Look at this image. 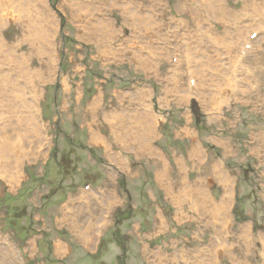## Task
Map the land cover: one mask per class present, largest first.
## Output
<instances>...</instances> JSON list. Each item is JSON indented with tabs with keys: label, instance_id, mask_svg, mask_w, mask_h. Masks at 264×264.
I'll use <instances>...</instances> for the list:
<instances>
[{
	"label": "rangeland",
	"instance_id": "374dc122",
	"mask_svg": "<svg viewBox=\"0 0 264 264\" xmlns=\"http://www.w3.org/2000/svg\"><path fill=\"white\" fill-rule=\"evenodd\" d=\"M154 1L159 0H45L39 7L40 4L35 6L36 0H0V35L12 52L11 58L18 63L12 65L4 51L0 52V62L5 65L6 57L12 65V77L6 78V83L12 82V89L5 83L11 97L4 104L9 107V113L3 114L5 121L0 126V136L6 134L0 141V149L6 148L3 160L0 159V175L4 173L3 176L12 183L0 176V233L4 236L0 239L2 242L7 239L5 249L3 246L0 250L1 264H20L17 255L22 257L21 264H141L145 258L144 248L151 249V255L156 259L154 264H206L211 259L214 262L210 264H229L227 248L235 257L243 259L241 261L255 264L259 256L258 237L264 234V166L255 157L264 153V140L255 142L258 137L264 139V105L256 103L262 99L264 102V48L257 57L264 46V38L255 47L250 45L247 51L250 54L244 63V76L236 95H227L229 87L223 88L224 96L213 99L218 107L221 106L220 110L212 113V109L217 108L216 103L208 102L209 109H201L198 101H188L189 95H183L179 101L181 94L176 90L174 96L170 89L166 90L164 78L154 81L152 72L160 76L163 66L159 68L158 60L153 64L150 62L166 40L165 26L172 25L184 27L183 31L171 35L172 41L176 40L180 47L181 38L190 33L195 37L193 47H199L197 50L203 58L217 61L218 54L225 58L220 52L227 47L231 50L227 53L232 52L234 58L236 49L228 46V37H242L247 27H241L242 23L236 26V32H227V22L235 17L234 4L246 0H226V10L206 4L205 11L200 10L196 29L191 26V11L177 15L183 6L187 8L186 0H165L171 13L157 21L153 15L149 17L154 10ZM255 2L257 6L252 4L253 9L246 8L247 16L253 15L248 24L260 23L264 30V0ZM241 4L236 10L240 16ZM87 5L91 11L81 12L84 16L76 12L87 10ZM193 5L200 8L196 1ZM38 9L40 14L33 21L23 18V15L31 17ZM10 15L19 19L17 23H8ZM128 17L133 22L140 18L136 24L143 23L144 27L132 26L127 22ZM240 20L236 21L243 22ZM100 22L113 24L112 32L95 34ZM6 25L8 29L4 34ZM260 33L258 39L264 37L263 31ZM109 34L114 35L115 40L107 42ZM28 44L29 52L26 51ZM110 47L116 48L117 53L101 57L99 50ZM166 51L169 55L175 52L181 55V49H176L174 44L166 46ZM134 52H140L150 65L145 67L139 61L133 63ZM161 57L163 61L170 56L164 53ZM226 62L233 65L232 59ZM203 63L202 68L201 64L196 66V73H202L205 66V80L210 78L211 84L205 82L201 89H208V94L217 84L213 78L216 73L210 75L211 69L217 70L220 64ZM255 64L259 66L257 71ZM185 71L186 67L182 66L179 71L182 76L175 80L179 82L177 89L187 91L189 76ZM229 71L231 73L232 68ZM2 72L6 74L5 69ZM248 78H257L259 88L249 84ZM225 79L227 76L221 73L219 83L225 84ZM159 89L166 93L159 97ZM148 93L152 110L158 116L157 124L154 121L157 131L155 127L149 130L154 114L139 112L134 119L142 133L135 129L138 140L130 137L131 143L121 145L117 136L121 141L132 134L133 129L127 126L123 135L117 134V124L112 125L110 121L113 112L109 111L134 115L142 108L129 109L125 101L141 102L147 99L144 94ZM94 97H98L94 100L100 105L97 108L93 105L86 116L82 113L83 108H88ZM166 98H171L168 104ZM32 105L40 108L43 116L40 125L44 129L40 131L45 134L44 139L37 132L39 121L33 119L32 127L27 121L31 118ZM107 105L108 111H105ZM260 110L263 112L259 113ZM16 127L28 132L29 136L20 138L21 142L13 148L15 153L11 156L5 144L14 141L12 136L18 137L12 131ZM145 128H148V136ZM108 129L117 136H111ZM5 130L6 133H1ZM32 135H35L33 139H28ZM40 140L47 142L36 147L41 144ZM141 142L146 149H140ZM149 144L151 148H148ZM136 145L139 147L134 155L128 148ZM193 157L199 162L201 158L207 160V166L191 164L189 160ZM116 160L122 161L117 164ZM223 175L229 179L224 180ZM200 187L205 188V198ZM181 189L186 196L177 197ZM228 191L232 193L231 209L226 215V205L220 202ZM189 201L191 204L187 203ZM76 202L77 205L72 206ZM195 210L202 215L198 217ZM69 212L76 216L73 224L81 230L80 238L86 247L93 243V236H96L93 231L97 232L95 229L103 222L105 224L96 236V245L86 249L85 253L78 250L75 233L67 232L72 226L71 219L66 216ZM198 226L204 236L201 239L194 234ZM246 226L251 242L249 252L254 251L252 255L243 250ZM58 241L64 242L68 251L56 256L55 248L59 254L66 249ZM8 243L19 247L18 252L7 246ZM27 244H30L27 247L31 250L29 253L22 248ZM229 245L237 246L236 252ZM221 253L219 260L216 257Z\"/></svg>",
	"mask_w": 264,
	"mask_h": 264
},
{
	"label": "bare ground",
	"instance_id": "6f19581e",
	"mask_svg": "<svg viewBox=\"0 0 264 264\" xmlns=\"http://www.w3.org/2000/svg\"><path fill=\"white\" fill-rule=\"evenodd\" d=\"M24 1V0H23ZM37 2V4L35 5V6H37V5H39L40 4V6L39 7H41V5H43V3H45L44 1L45 0H36ZM203 0H201L200 2H202ZM78 2H82V1H78ZM224 2H226V0H215V3L212 5V4H209L211 7H222V8H224L225 10H226V7H225V3ZM252 4H256L255 6H257V3L255 2V0H248L247 1V3H246V7H251V5ZM209 6V7H210ZM87 7V10H85V9H83V10H79V11H76L77 13L79 12V13H81V12H83V11H88V12H90L91 11V9H90V5H87L86 6ZM254 7V6H253ZM252 7V8H253ZM18 10H20V9H18ZM245 11H247V10H245ZM227 12V11H226ZM40 14V9H38L37 10V12L36 13H33L32 14V16L30 17L29 15H23V18L24 19H26V20H30V21H33L38 15ZM244 17H245V15H244ZM129 19H130V17H128ZM194 18H195V16H194ZM236 20H238L237 19V17H234V19L233 20H228L229 22H236V24L237 25H239V22H237ZM135 21H137L136 19H134V22ZM106 22H109V20H106ZM262 25H263V21H262ZM99 27L97 28V30H95V34H97V33H99V32H101V31H104V32H112V30H113V28H114V25L113 24H111V23H109V24H105V22H100V24L98 25ZM139 26H143L144 27V24L142 23V24H140ZM195 26H196V23H195ZM257 27H259L260 29H261V25H260V23L258 24V25H256ZM250 27H252V26H250ZM237 28V27H236ZM248 28L249 27H247V30H248ZM213 35H215V34H213L212 33V36ZM232 39H235L234 41H239L240 39H241V36L240 35H238L236 38H232ZM131 39H129L127 42H129ZM246 40V39H245ZM4 41H3V38L1 37V35H0V52H3L4 51V53H5V55H6V57H7V59L9 60V62L12 64H16V66H17V62H15V60H14V58H11V57H13V55H12V52H11V50L10 49H8L9 47H7L6 48V45H4ZM194 43V40L193 41H190V43L189 44H187V46H190V51L191 52H195L197 49H199V47L198 46H196V47H193V44ZM11 48V47H10ZM234 49V48H233ZM232 49V50H233ZM219 50V49H218ZM231 50H229V47H227V48H224V51H222V52H220V53H224V55H223V57L224 56H226L227 54H229V53H227V52H230ZM157 50H156V52H155V59H156V61L155 60H153V61H151L150 62V64H153V63H155V62H157V60H158V54H157ZM194 52H193V55H194ZM137 54H138V52H137ZM3 56V55H2ZM189 56H191V54L189 55ZM6 57L4 58V60H5V62H6V64L5 65H3L2 64V61L0 62V110H1V112H0V126H2L3 125V122L5 121V115H3V114H8L9 113V107L8 106H6V105H4L5 104V102L9 99V98H11V97H9L8 95H10L8 92H7V90L5 89V86H7L6 84L8 83L9 85V88L10 89H12V85H10L12 82L11 81H9V82H7L6 83V78H11L12 76H11V66H10V64H9V62H8V60L6 59ZM202 58V59H201ZM3 59V58H2ZM193 62L191 63V64H193V68H191V67H188V69H187V73H188V75H198L196 72H198V69L196 68V65H195V60L196 59H198V60H200V63H201V65H200V67L202 68V65H204V63L203 62H206V61H208L209 63H214L215 65H216V63H218L219 62V64H220V67H223V72H221L219 69H217V71H216V77H213L215 80V82L217 83L215 86L217 87V89H216V91H215V93L214 94H209V97L210 98H212L213 97V95L215 96V98L216 97H222V96H224L223 94H222V90H223V88H227V87H229V91H228V93H229V95H230V90L233 88V86H234V81L237 79V77H238V72H237V74H235V65L232 67V71H231V73H230V71H229V69L231 68V66L229 65V64H227V62L226 61H224V58H222L219 54H218V59H217V61H209V59H205V58H203L202 56H200V55H198V56H195L194 55V57H193ZM134 60H136V61H140V63L141 64H143V65H145V67L146 66H148V65H150L149 63H147L146 61L145 62H142L143 60L142 59H140V58H134ZM203 60V61H202ZM224 62H226V63H224ZM146 63H147V65H146ZM178 64H179V62H178ZM178 64H177V66H178ZM188 65H190V62H188L187 63ZM4 66H6V67H4ZM21 65H19V67H20ZM205 67V66H204ZM4 69H7V71H6V74H5V72H2V71H4ZM26 69V68H25ZM194 69H195V71H194ZM25 71H27V70H25ZM24 71V72H25ZM223 74L224 76H227V79L229 78L230 80H229V84L227 83V79H225V84H220L219 83V75L220 74ZM25 74V73H24ZM175 75H178V76H174V80H175V77H179V72L177 73V74H175ZM20 76H22V72L20 73ZM24 78H26V76L24 77ZM6 83V84H5ZM199 84V86H198V88H200L201 89V82L200 83H198ZM207 87V86H206ZM12 91V90H11ZM10 91V92H11ZM177 92H179L180 94H181V96L179 97V100L182 98V96L183 95H189L190 96V98H189V100L191 99V95L189 94V92H187V91H185V90H183V89H177ZM152 93V92H151ZM4 94V95H3ZM201 94V91H199L198 93H197V95H200ZM144 95H146L147 96V99L145 100V101H149V97H148V95H150L149 93L148 94H144ZM203 96H205V95H203ZM227 96V95H226ZM15 98V97H14ZM18 98H19V96H18ZM21 98V97H20ZM209 98V99H210ZM13 100V99H12ZM142 100V99H141ZM188 100V101H189ZM209 102H212V104H214L215 102L214 101H212L211 99H210V101ZM11 103V102H10ZM15 103V102H14ZM16 103H18L17 101H16ZM98 103H97V100H93V102H92V106L94 107V108H97L98 107V105H97ZM209 104V103H208ZM9 105V104H8ZM11 105V104H10ZM13 105V104H12ZM16 105V104H15ZM24 105H25V103H24ZM34 105V104H33ZM31 106V118H29V120H27L30 124H31V127L35 124V120H33V119H36V121L38 120L39 121V119L37 118V108L36 107H34V106ZM17 106V105H16ZM22 106V105H21ZM18 107V106H17ZM12 108L14 109V107L12 106ZM147 110L146 111H140V112H142V113H145V114H154L153 113V111L151 110V107L147 104ZM23 109V108H22ZM22 109H19V110H22ZM213 110V113H216L218 110H219V108L217 107V108H213L212 109ZM12 111V110H11ZM17 111V110H16ZM2 113V114H1ZM11 113V112H10ZM18 113V112H17ZM25 113V112H24ZM21 115V114H20ZM24 115V114H23ZM25 116H26V114H25ZM155 116V115H154ZM18 117V116H17ZM26 117H29V116H26ZM111 117H114L113 118V122H112V125H114V124H118L117 123V121H118V119L120 118V115H119V113H117V111L116 112H113L112 114H111ZM25 118V117H24ZM18 118H16V120H17ZM23 120V119H22ZM26 120V119H25ZM155 120H157L156 119V117L154 118V120L152 121V123L150 124L151 125V128H149V130L150 131H152V128L153 127H155L156 128V126L154 125V121ZM26 121V122H27ZM25 122V123H26ZM25 123H24V125H25ZM22 124V123H21ZM29 124V125H30ZM38 124H39V130L37 131L38 133H39V137L41 136L42 137V133H41V131H40V123L38 122ZM156 124H157V122H156ZM27 125H28V123H27ZM127 126H129V125H126L125 123H123V124H121V131L119 132V133H117V134H119V135H123V131H124V129L127 127ZM18 127H21V126H19L18 125ZM18 127H16V128H13L12 129V131L18 136V137H16V136H12L11 138H12V140H14V141H12V142H8V143H6L5 144V146L7 147V149H8V152L9 153H11V156L13 155V153H15L14 151H13V148H15L18 144H19V142H21L20 141V138L22 137V136H25L26 135V137H28L29 136V133L28 132H25V131H23V130H21V129H19ZM26 127H28V126H26ZM150 127V126H149ZM111 128H113L112 126H111ZM147 129V131H146V134H147V136H148V128H145V130ZM155 131V130H154ZM1 133H6V130L4 131V132H1ZM152 134H154L153 132H151ZM10 135H12V134H10ZM96 135V134H95ZM33 136H35V135H32L31 137H29L28 139H30V140H32L33 139ZM36 136H37V134H36ZM4 137H6V134H5V136L4 135H2L1 134V136H0V141H3V138ZM119 139H120V137L119 136H117ZM124 138H126V137H124ZM22 139V138H21ZM39 139V138H38ZM37 139V140H38ZM102 139L103 140H106L104 137H102ZM148 139H149V137H148ZM29 140V141H30ZM122 141V140H121ZM26 142H28V141H26ZM40 142H41V140H40ZM150 142V141H149ZM36 143H38V142H36ZM142 143V142H141ZM30 144V143H29ZM38 144H40V143H38ZM150 144H151V142H150ZM150 144L148 145V148H151L150 147ZM4 146V147H5ZM142 146H144V144L142 143L141 144V150H144L143 148H145V147H142ZM2 149V148H1ZM0 149V150H1ZM6 148H4V150H5ZM16 149H18V148H16ZM146 149V148H145ZM4 150H1L0 151V159H2L3 158V155H4ZM28 150V149H27ZM149 150V149H148ZM153 150V149H152ZM7 152V151H6ZM196 154H195V156H197L198 155V153L197 152H195ZM5 156V155H4ZM194 156V155H193ZM8 157V156H7ZM10 157V156H9ZM15 156H13V158H14ZM198 158H200V156L198 157ZM8 159H10V158H8ZM3 160V159H2ZM4 160H6L5 159V157H4ZM10 161V160H9ZM205 161V159H200V166H202V167H204L205 165H203L202 163ZM2 162V161H1ZM7 163H8V161H6ZM17 162V161H16ZM3 163V162H2ZM22 164V163H21ZM165 166H166V164H164ZM2 166V165H1ZM7 166H10V165H7ZM6 166V167H7ZM14 166H17V165H14ZM3 167V166H2ZM6 167L4 168V169H6ZM11 167H9V169H10ZM17 168V167H16ZM0 169H1V167H0ZM8 169V168H7ZM2 172H3V170H2ZM0 173H1V171H0ZM7 173V172H6ZM166 173V172H165ZM2 174V173H1ZM3 175H5L4 173H3ZM2 175V176H3ZM10 177V176H9ZM8 177V178H9ZM6 178H7V176H6ZM223 179L224 180H228L229 178L227 177V176H225V175H223ZM199 187V186H198ZM200 189H201V192H202V196H203V194L205 193L204 192V187L203 188H201L200 187ZM231 195H232V193H231V191H228V194H226L225 196H224V198H222V200H221V202L220 203H222V204H224V205H226V209H225V214L227 215V212L228 213H230V209H231V202H230V199H231ZM184 197V196H186L185 194H184V192H183V189H181V191H180V194L179 195H177V197ZM200 196V195H199ZM201 196V197H202ZM200 197V198H201ZM204 198H205V196H203ZM181 201V200H180ZM207 202V201H206ZM188 203V202H187ZM192 206L194 207V204H193V202H192ZM104 208V207H103ZM224 215V214H223ZM107 216V215H106ZM224 217H225V219L227 220V218H226V216L224 215ZM103 220H106L105 218H103ZM99 227H105V224H104V222H103V225H100ZM99 227H97V228H99ZM98 232V231H97ZM250 235H249V229H248V227L246 226V228H245V233H244V235H243V239H244V244H245V248H244V250L246 251V253L247 254H249L250 253V255H252L253 254V252L254 251H250L249 252V248H250V246H251V242H250ZM259 239H258V241L260 242V243H262L263 244V252H262V257H261V261H262V264H264V234H262V235H259V237H258ZM226 244L225 243H223V246H225ZM230 247H232V248H234L235 249V252H236V249L238 248L237 246H232V245H229ZM228 249V251H229V256L227 257L229 260H231V262H232V264H249V263H247V262H243V261H241V260H243V259H238L237 257H235V254L233 255L232 254V251H231V249H229V248H227ZM226 250V248L225 249H222L221 251H225ZM248 259V258H247ZM209 262H214V260H210ZM214 264V263H213Z\"/></svg>",
	"mask_w": 264,
	"mask_h": 264
}]
</instances>
